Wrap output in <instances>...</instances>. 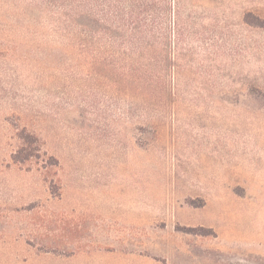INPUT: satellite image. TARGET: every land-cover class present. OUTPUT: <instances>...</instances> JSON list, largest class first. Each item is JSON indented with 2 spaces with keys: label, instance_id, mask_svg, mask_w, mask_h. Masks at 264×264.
<instances>
[{
  "label": "rangeland",
  "instance_id": "rangeland-1",
  "mask_svg": "<svg viewBox=\"0 0 264 264\" xmlns=\"http://www.w3.org/2000/svg\"><path fill=\"white\" fill-rule=\"evenodd\" d=\"M154 2L0 0V264H264V0Z\"/></svg>",
  "mask_w": 264,
  "mask_h": 264
},
{
  "label": "trees",
  "instance_id": "trees-1",
  "mask_svg": "<svg viewBox=\"0 0 264 264\" xmlns=\"http://www.w3.org/2000/svg\"><path fill=\"white\" fill-rule=\"evenodd\" d=\"M103 1L105 8L100 11L104 23L102 26L92 27L88 22L91 12L86 7L89 1L72 0L73 41L84 44L93 39H107V41H118L115 43L121 41L122 44L148 45V42L143 41L152 38L154 0ZM137 71L145 75L149 71V66L139 64Z\"/></svg>",
  "mask_w": 264,
  "mask_h": 264
}]
</instances>
